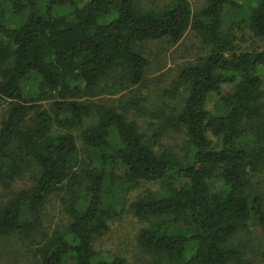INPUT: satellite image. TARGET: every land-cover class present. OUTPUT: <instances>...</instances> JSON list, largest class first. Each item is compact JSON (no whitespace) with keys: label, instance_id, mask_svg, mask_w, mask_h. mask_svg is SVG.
<instances>
[{"label":"trees","instance_id":"1","mask_svg":"<svg viewBox=\"0 0 264 264\" xmlns=\"http://www.w3.org/2000/svg\"><path fill=\"white\" fill-rule=\"evenodd\" d=\"M192 1L157 10L135 0H0V185L32 180L0 203V237L40 236V264H125L100 257L94 242L129 192L163 181L130 204L150 223L141 246L160 263H242L235 236L249 222L264 233V192L254 186L264 171V45L238 50L225 24L237 15L240 28L264 42V0H204L196 12ZM188 30L208 53L182 71L181 105L148 112L134 101L139 115L158 121L151 136L127 104L95 100L109 83L123 91L145 81L143 43L176 44ZM32 76L39 94L28 98ZM168 128L186 134L184 156L162 144ZM61 191L68 220L40 235L48 198Z\"/></svg>","mask_w":264,"mask_h":264},{"label":"rangeland","instance_id":"2","mask_svg":"<svg viewBox=\"0 0 264 264\" xmlns=\"http://www.w3.org/2000/svg\"><path fill=\"white\" fill-rule=\"evenodd\" d=\"M171 0H135V2L146 9H162ZM240 4L244 0H238ZM205 5L204 0H193L192 9L198 11ZM237 15L230 16L226 20L225 28L236 38L235 45L238 50L261 49L264 42L251 37L248 29L240 28ZM145 57L149 60L150 65L147 70L145 81L140 85L124 89L123 91H111V83L108 88L98 92L95 100L103 103L115 105L127 104L129 117L137 121L144 131L151 136L153 134V123H158L146 113L139 115L134 106V101L143 100L144 110L148 112L157 109H164L170 113L187 95V87L181 80L182 71L194 64L208 53V48L201 42L200 37L192 30H188L182 39L176 44L169 43L165 40L148 41L141 45ZM264 77V71L261 73ZM39 78L32 76L24 85V93L28 98L37 97L39 94ZM104 88V85L102 86ZM233 91L232 85L223 87L224 94ZM219 97L211 95L208 101V109L212 110ZM133 101V102H132ZM132 102V103H131ZM4 107H0V121L3 115ZM169 131L162 138V144L179 153L185 155L187 146V137L183 131H177L168 128ZM74 134L81 140L80 133L75 131ZM212 138V137H211ZM80 144V143H79ZM121 175L118 171L117 176ZM222 180L215 177L213 188H220ZM32 184L30 176L24 177L16 182L11 188L0 185V203L7 201L13 192L29 188ZM160 184L141 182L131 192L126 195L125 204L122 205L118 214L109 221V231L97 238L94 242V249L100 257L107 261H113L115 258H123L125 264H167V262H158L140 244L139 235L143 228L150 225L148 220L138 218L131 210L130 204L139 196L147 194L148 191L160 189ZM254 186L257 190L264 192V171L254 179ZM65 194L63 191L58 192L48 198L45 205L40 235L43 233H52L54 230L62 228L67 220L68 213L63 201ZM39 232L37 234H39ZM40 236L23 238L21 236L0 237V264H40L39 259L35 256L34 251L39 244ZM264 242V233L262 229L253 222H249L248 228L238 232L233 239V243L241 250L242 263L240 264H264V258L261 255V246Z\"/></svg>","mask_w":264,"mask_h":264}]
</instances>
